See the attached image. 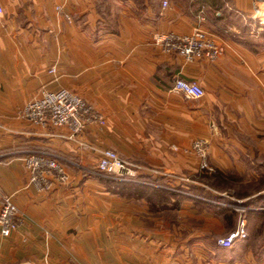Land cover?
I'll return each mask as SVG.
<instances>
[{
  "label": "crops",
  "instance_id": "obj_1",
  "mask_svg": "<svg viewBox=\"0 0 264 264\" xmlns=\"http://www.w3.org/2000/svg\"><path fill=\"white\" fill-rule=\"evenodd\" d=\"M62 2L0 0V195L20 210L17 228L0 232V264H264L257 0H67L58 10ZM194 25L223 45L215 60L186 61L153 43L155 32ZM177 77L199 82L203 96L174 90ZM61 87L105 123L71 138L23 116L42 89ZM197 136L209 142L212 172L191 150ZM97 149L135 165L122 193L103 182ZM34 151L54 155L67 182L30 184L24 158ZM241 219L246 236L218 244Z\"/></svg>",
  "mask_w": 264,
  "mask_h": 264
},
{
  "label": "built area",
  "instance_id": "obj_2",
  "mask_svg": "<svg viewBox=\"0 0 264 264\" xmlns=\"http://www.w3.org/2000/svg\"><path fill=\"white\" fill-rule=\"evenodd\" d=\"M57 5V9L63 8L64 2ZM166 4V2H164ZM264 0H257L254 4L250 19L254 26H264ZM2 9L0 8V11ZM70 19L68 13L64 14ZM153 43L160 51L176 53L186 61L196 59L215 60L223 51V45L217 40L216 35L208 30L194 25L187 32H155ZM55 68H49L54 72ZM172 88L182 92L185 96L200 98L204 89L196 80H187L177 77ZM22 114L30 122L43 126H65L71 138L77 136L81 130L89 124H104L103 116L94 110L93 106L72 90L61 87L57 90L42 89L39 96L30 99L23 107ZM208 143L204 138L192 141L191 150L200 159V169H212L207 159ZM99 153L98 169L105 175L119 180H134L136 177L135 165L118 154L106 150L97 149ZM24 167L28 174V182L37 190H49L54 183H66L68 174L58 159L43 151H34L24 158ZM181 180H189L180 177ZM0 232L7 236L17 228L20 223L19 208L10 194L0 195ZM246 236L245 222L241 219L238 226L226 236L218 238V244L230 247L233 243Z\"/></svg>",
  "mask_w": 264,
  "mask_h": 264
},
{
  "label": "trees",
  "instance_id": "obj_3",
  "mask_svg": "<svg viewBox=\"0 0 264 264\" xmlns=\"http://www.w3.org/2000/svg\"><path fill=\"white\" fill-rule=\"evenodd\" d=\"M103 182L105 185L110 188L111 191L122 193L123 189H125L128 185L127 180H119V179H104Z\"/></svg>",
  "mask_w": 264,
  "mask_h": 264
},
{
  "label": "rangeland",
  "instance_id": "obj_4",
  "mask_svg": "<svg viewBox=\"0 0 264 264\" xmlns=\"http://www.w3.org/2000/svg\"><path fill=\"white\" fill-rule=\"evenodd\" d=\"M197 138H204V137H201V136H197V137H195L194 138V140L195 139H197ZM205 139V138H204ZM207 140V139H206ZM207 143H208V148H207V159H208V163H209V165L212 167V169H200V170H203V171H209V172H212V171H214L216 168H215V166L210 162V160H209V157H208V151H209V142L207 141ZM200 160V159H199ZM103 180L104 179H114V178H112V177H110V176H108V175H103ZM178 191H183V190H181V188H176Z\"/></svg>",
  "mask_w": 264,
  "mask_h": 264
}]
</instances>
